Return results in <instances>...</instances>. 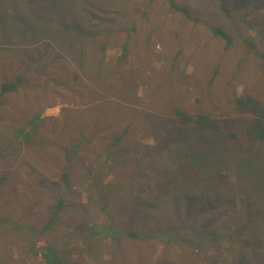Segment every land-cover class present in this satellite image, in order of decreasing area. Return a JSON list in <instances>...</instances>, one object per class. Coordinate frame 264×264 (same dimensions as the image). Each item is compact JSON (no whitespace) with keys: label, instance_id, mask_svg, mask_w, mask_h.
<instances>
[{"label":"rangeland","instance_id":"1","mask_svg":"<svg viewBox=\"0 0 264 264\" xmlns=\"http://www.w3.org/2000/svg\"><path fill=\"white\" fill-rule=\"evenodd\" d=\"M176 1L0 0V264H264V0Z\"/></svg>","mask_w":264,"mask_h":264},{"label":"trees","instance_id":"2","mask_svg":"<svg viewBox=\"0 0 264 264\" xmlns=\"http://www.w3.org/2000/svg\"><path fill=\"white\" fill-rule=\"evenodd\" d=\"M170 6L173 10L184 13L187 17L192 18V15L189 9L186 6L180 5L176 0H169ZM222 8L224 11L230 15L232 8L222 4ZM238 9V7L236 8ZM244 21H247L244 16L241 17ZM213 33L217 36H220L226 40V46L230 47L233 43V37L230 33L226 32L220 27L211 26ZM248 47L254 50L263 60L264 65V53H261L255 49L254 43L251 39H247ZM123 55L126 54L127 45H123ZM21 81V77H18L16 80L4 81L0 85V104H2V96L5 93L16 91L18 89V84ZM236 102L239 107L245 112H249L253 115V120L248 128V133L252 136L254 141H264V102L260 101L257 97L252 94H243L239 95L236 98ZM175 114L179 119L187 124L189 122H194L197 127L200 129H212L218 130L220 128V123L218 120L212 118L209 114L206 113H196L195 115L186 112L182 109H175ZM22 128L16 130L15 135H22ZM28 136H25V140H27ZM63 180L66 188H69V173L66 171L63 174ZM64 207V199L60 197L58 203L56 205L55 210L53 211L49 220L38 230L34 229L35 233H45L48 230L52 229L56 224L59 223L60 211ZM95 232V231H94ZM126 234L130 237L137 238L140 235L135 231H127ZM36 254H41L48 264H61L63 259L59 255V249L56 246H45L36 250Z\"/></svg>","mask_w":264,"mask_h":264}]
</instances>
